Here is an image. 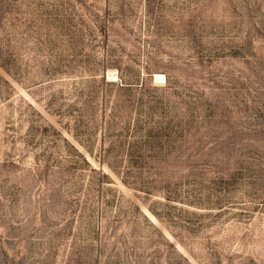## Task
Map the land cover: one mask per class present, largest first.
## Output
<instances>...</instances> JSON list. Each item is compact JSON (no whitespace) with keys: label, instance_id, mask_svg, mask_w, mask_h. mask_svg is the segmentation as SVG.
Instances as JSON below:
<instances>
[{"label":"rangeland","instance_id":"374dc122","mask_svg":"<svg viewBox=\"0 0 264 264\" xmlns=\"http://www.w3.org/2000/svg\"><path fill=\"white\" fill-rule=\"evenodd\" d=\"M0 264H264V0H0Z\"/></svg>","mask_w":264,"mask_h":264},{"label":"bare ground","instance_id":"6f19581e","mask_svg":"<svg viewBox=\"0 0 264 264\" xmlns=\"http://www.w3.org/2000/svg\"><path fill=\"white\" fill-rule=\"evenodd\" d=\"M155 82H163V76L162 75H154Z\"/></svg>","mask_w":264,"mask_h":264}]
</instances>
